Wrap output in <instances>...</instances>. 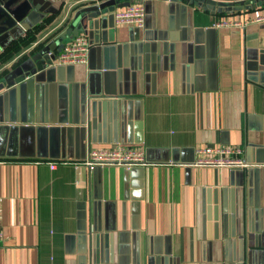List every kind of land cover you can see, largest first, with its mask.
I'll return each mask as SVG.
<instances>
[{"label":"crops","instance_id":"obj_1","mask_svg":"<svg viewBox=\"0 0 264 264\" xmlns=\"http://www.w3.org/2000/svg\"><path fill=\"white\" fill-rule=\"evenodd\" d=\"M96 1L32 0L0 32V57L30 37L0 77ZM141 5L144 27L107 29L87 64L0 90V264H264V23L212 27L264 7ZM118 147L147 165L81 164ZM205 147L237 148L248 167L195 166Z\"/></svg>","mask_w":264,"mask_h":264},{"label":"water","instance_id":"obj_2","mask_svg":"<svg viewBox=\"0 0 264 264\" xmlns=\"http://www.w3.org/2000/svg\"><path fill=\"white\" fill-rule=\"evenodd\" d=\"M189 5L197 6L203 11L215 14H238L249 12L264 6V0H181ZM32 0H0V32L14 28L25 19ZM143 0H104L96 1L77 10L68 20L69 24L52 40L44 42L33 55L23 59L18 65L0 77V90L10 88L23 81L25 77L34 75L51 66L57 55L63 50L70 38L86 35L89 43L94 44L98 38L102 43L107 41V29L114 28L113 12L131 4H142Z\"/></svg>","mask_w":264,"mask_h":264},{"label":"built area","instance_id":"obj_3","mask_svg":"<svg viewBox=\"0 0 264 264\" xmlns=\"http://www.w3.org/2000/svg\"><path fill=\"white\" fill-rule=\"evenodd\" d=\"M61 1L65 6L73 5V3L69 2L70 0ZM241 13H238V15ZM112 14L115 25L133 26L137 29H142L144 27L146 13L141 4L128 5L119 11H114ZM227 15L230 16L233 14ZM235 19L236 20L223 16L222 18L217 19L212 24V27L216 29L243 30L250 22L264 23V14L248 19ZM90 48L91 44L89 43L87 36L80 34L65 44L63 50L57 55L54 65L74 66L87 64ZM199 152L206 157L198 159L194 164L195 166H216L240 169L248 167V164L239 158L240 151L237 148L205 147L199 150ZM81 164L89 171L103 166H120L130 169L134 166L147 165L142 150L127 147H118L112 150H90ZM50 167L53 168L54 166Z\"/></svg>","mask_w":264,"mask_h":264},{"label":"trees","instance_id":"obj_4","mask_svg":"<svg viewBox=\"0 0 264 264\" xmlns=\"http://www.w3.org/2000/svg\"><path fill=\"white\" fill-rule=\"evenodd\" d=\"M215 15L222 16L223 14H215ZM29 38H30L29 35L26 34L23 37V39H19V42H18L17 45H14V46L10 47L9 49H7L6 52H5V55L0 57V63H2V61L6 60V58H8L14 51H16L18 49V47H20L22 45H25V43L27 41H29Z\"/></svg>","mask_w":264,"mask_h":264},{"label":"rangeland","instance_id":"obj_5","mask_svg":"<svg viewBox=\"0 0 264 264\" xmlns=\"http://www.w3.org/2000/svg\"><path fill=\"white\" fill-rule=\"evenodd\" d=\"M80 0H70L69 2H71V3H73V4H75V3H77V2H79ZM224 1H238V0H224ZM99 2H101V1H99ZM94 2H90V4H93ZM89 4V5H90ZM62 5L63 6H65L64 4H63V2H62ZM74 6V5H73ZM88 6V5H87ZM86 7V6H85ZM83 8V7H82ZM77 11V10H76ZM115 12H116V10H115ZM67 17V16H66ZM65 19H67V18H65ZM115 25V24H114ZM2 72V71H1ZM1 72H0V74H1Z\"/></svg>","mask_w":264,"mask_h":264},{"label":"flooded vegetation","instance_id":"obj_6","mask_svg":"<svg viewBox=\"0 0 264 264\" xmlns=\"http://www.w3.org/2000/svg\"><path fill=\"white\" fill-rule=\"evenodd\" d=\"M264 6H262V8H263Z\"/></svg>","mask_w":264,"mask_h":264}]
</instances>
